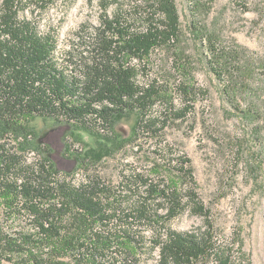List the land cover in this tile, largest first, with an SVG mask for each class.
<instances>
[{"label":"trees","instance_id":"trees-1","mask_svg":"<svg viewBox=\"0 0 264 264\" xmlns=\"http://www.w3.org/2000/svg\"><path fill=\"white\" fill-rule=\"evenodd\" d=\"M56 1L0 0V264H253L240 234L218 243L191 159L165 138L190 120L204 92L177 1L124 0L129 12H110L118 1L98 0V24L81 25L63 50L56 30L28 15ZM186 1L224 99L260 115L264 59L202 18L216 0ZM131 115L125 137L115 124ZM37 119L72 125L75 141L83 132L96 146L63 171L49 146L30 144ZM128 148L136 160L107 176L104 158ZM185 213L203 216L205 226L170 225Z\"/></svg>","mask_w":264,"mask_h":264},{"label":"rangeland","instance_id":"rangeland-1","mask_svg":"<svg viewBox=\"0 0 264 264\" xmlns=\"http://www.w3.org/2000/svg\"><path fill=\"white\" fill-rule=\"evenodd\" d=\"M117 1L110 12L115 8L131 10L127 1ZM176 1L184 45L193 60L195 82L204 92L198 94L189 121L180 127L167 128L166 141L185 151L191 159L197 191L210 208L218 243L223 244L238 233L253 264H264V111L255 117L247 116L224 99L217 79L204 61L187 1ZM100 12L98 0H57L47 9L28 15L38 20L41 30L55 29L59 48L63 50L69 48L74 32L81 25L98 24ZM202 18L216 26L225 40H234L264 59V0H216L209 14ZM256 77L264 100V73H257ZM175 103H180L176 97ZM134 123L135 116L123 117L116 122V130L129 136ZM31 127L35 135L30 144L49 146L51 158L63 171L73 172L78 163L76 154L96 146V139L83 132V142L75 141L78 131L66 123L37 119ZM136 156L128 148L105 157L100 166L107 176L116 179L119 162L135 161ZM170 225L181 230L197 229L205 226V218L185 213L174 218ZM145 264L157 261L151 258Z\"/></svg>","mask_w":264,"mask_h":264}]
</instances>
